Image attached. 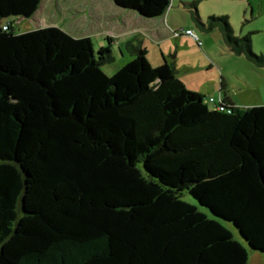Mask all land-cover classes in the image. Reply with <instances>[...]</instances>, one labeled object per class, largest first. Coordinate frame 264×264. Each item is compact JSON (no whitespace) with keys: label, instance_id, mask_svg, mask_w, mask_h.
Returning <instances> with one entry per match:
<instances>
[{"label":"trees","instance_id":"16d2710c","mask_svg":"<svg viewBox=\"0 0 264 264\" xmlns=\"http://www.w3.org/2000/svg\"><path fill=\"white\" fill-rule=\"evenodd\" d=\"M112 1L144 17L170 4ZM40 2L0 0V22ZM191 5L259 60L227 16L204 24ZM106 40L95 55L57 26L0 24V264H248L247 247L264 253V105H235L222 81L209 101L133 38L107 75Z\"/></svg>","mask_w":264,"mask_h":264},{"label":"rangeland","instance_id":"374dc122","mask_svg":"<svg viewBox=\"0 0 264 264\" xmlns=\"http://www.w3.org/2000/svg\"><path fill=\"white\" fill-rule=\"evenodd\" d=\"M197 1V14L202 23L206 24L209 16H227L232 28V36L239 38L249 34L252 52L259 57V60L249 59L243 53L229 51L222 39L219 24L210 29H202L192 19L191 9L181 4L180 9L176 10V6L179 5L178 0H173L171 17L182 28L186 24L192 27L198 34L201 44L198 45L195 40L196 43L194 41H190V44L180 43L178 44L180 48L176 50L177 44L172 37L153 39V18L136 19L130 22V28H137L136 33H139L138 36L143 41L142 46L146 49L148 62L153 66V59L161 55L159 45L165 49V53H168L171 47V56L176 55L178 51L177 56L180 60L192 64L193 76L206 78V80H196L200 87L212 88L217 94L219 83L222 81L225 94L235 105L242 107L264 105V0ZM109 4H113L111 0H41L38 9L29 19H22L20 23H16V17L10 16L2 18L1 23L11 22L16 33L45 26H57L74 37L87 36L91 39L96 55L99 47L108 44L105 35L110 31L113 33L119 31L116 20L125 23L122 15L112 12ZM116 37V41L119 40L121 44L116 42L112 46L114 59L100 65V69L107 75H112L133 57L124 46L128 38L119 34ZM196 81L193 82L195 89ZM217 98L219 100V96ZM212 106L210 104V107ZM182 198L203 209L188 193L184 192ZM222 223L231 230L236 239L243 242L231 223L225 221ZM247 251L250 255V263H253L255 254L264 256V253L252 251L248 247ZM256 264H264V260L258 259Z\"/></svg>","mask_w":264,"mask_h":264},{"label":"crops","instance_id":"0c3cea01","mask_svg":"<svg viewBox=\"0 0 264 264\" xmlns=\"http://www.w3.org/2000/svg\"><path fill=\"white\" fill-rule=\"evenodd\" d=\"M112 1V0H111ZM173 0H170V4L169 6L167 7V9L165 10V12L163 14H161L160 16H156V17H147V18H153V39L154 38H171L175 40L176 44H177V47H176V50L180 47H178V44H182V43H187V44H190L191 42L190 41H194L195 39L192 38L191 36H188V35H185V34H181L179 36H173L171 35V31H174V30H179V29H183V30H187V29H190V30H193L192 27H189L188 24L185 25L184 28L180 27L179 23H177L173 17H171V9L173 7V5L171 6ZM195 2V5H197L198 1L197 0H178V6H176V10L180 9L179 6L182 4L185 8H189L192 10V19L195 21V23L197 25H199V23L197 22V18L195 16V13H194V9L191 5V3ZM113 4H109L111 9H112V12L118 14V15H122V20L125 21V23H123L122 21L120 22V20H116L117 21V24L119 26V31L116 32V33H113V31H110L108 34L105 35V37H110L112 40L109 42L110 44V47L112 49V46L114 44H118L119 40L116 41L117 39V35H123V36H126L129 40L131 38H133L134 40L136 41H140L141 44H143V41L139 38L140 36L139 33H136L137 31V28H130V22L131 21H134L136 19H139L141 20L142 17L144 16H141L140 14H138L136 11L134 10H129V9H124V8H121L119 6H117L113 1H112ZM198 12V11H197ZM197 17L199 19L200 22H202L201 18L199 17V15L197 14ZM22 19H25V18H19L16 23H20V21ZM29 19V18H28ZM128 22V23H126ZM1 25H4L6 24L5 22L4 23H1ZM13 27V25H12ZM14 29V27H13ZM204 29V28H202ZM194 31V30H193ZM195 32V31H194ZM115 34V35H114ZM195 34L197 35L198 37V34L195 32ZM141 35V34H140ZM144 37V36H143ZM184 38V39H183ZM199 39V38H198ZM126 40V41H127ZM170 40V39H169ZM125 41V42H126ZM196 41V40H195ZM194 41V42H195ZM124 42V43H125ZM121 44V42H119ZM196 43V42H195ZM198 44V43H197ZM225 47V45H224ZM145 48V47H144ZM228 49V48H226ZM165 49L161 47V45H159V52L161 55L157 56L155 59H153V66H158L160 65L164 60H167V61H171L175 67V70H176V74H177V77L191 90H194L196 92H199L203 95H206L207 97H212L214 98V100L217 102L218 100V96L220 97V94H219V90L217 92V94L215 93V90L212 89V88H204L203 86L200 87V85H197V82L196 80H206V78L204 79H201L199 76H193L192 74V64L186 60H180L179 57L177 56L178 55V51H176V55L174 56H171L172 54V49L171 47H169V51L168 53H165L166 51H164ZM229 50V49H228ZM230 51V50H229ZM183 61V62H182ZM210 67V65H209ZM217 77V76H215ZM217 80V78H215ZM194 80L196 81L195 84L197 85L196 89L193 88V82ZM224 80V79H222ZM220 85V83H219ZM211 89V90H210ZM219 89V87H218ZM210 92V93H209ZM216 95V96H215ZM228 97V96H227ZM229 99V98H228ZM230 100V99H229ZM231 101V100H230ZM232 102V101H231ZM213 105V104H211ZM213 107V106H212ZM250 256V255H249ZM257 257V258H256ZM264 257V256H263ZM262 256H259L257 254L253 255V263L249 262L248 260V264H256V261L258 259H263ZM255 260V261H254Z\"/></svg>","mask_w":264,"mask_h":264},{"label":"built area","instance_id":"2783aa9c","mask_svg":"<svg viewBox=\"0 0 264 264\" xmlns=\"http://www.w3.org/2000/svg\"><path fill=\"white\" fill-rule=\"evenodd\" d=\"M3 29H6V26H3ZM172 35L173 36H179L181 34H185L188 36H191L192 38H194L196 40V42L199 44H201L200 40L198 39L197 35L195 34V32L193 30L187 29V30H183V29H179V30H174L172 31ZM209 101H214L212 97H209ZM220 101V97L219 100Z\"/></svg>","mask_w":264,"mask_h":264}]
</instances>
